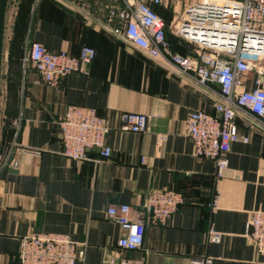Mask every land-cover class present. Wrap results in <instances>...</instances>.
<instances>
[{
    "label": "crops",
    "instance_id": "crops-1",
    "mask_svg": "<svg viewBox=\"0 0 264 264\" xmlns=\"http://www.w3.org/2000/svg\"><path fill=\"white\" fill-rule=\"evenodd\" d=\"M195 1L164 0L155 7L172 50L187 56L196 55L171 25L184 11L180 3ZM80 10L62 0H9L0 145L9 123L14 128L10 146L15 142L26 152L15 146L12 158L18 167L0 172V264H20L19 240L35 233L70 235L85 250L77 264H109L123 254L145 264H193L203 258L213 259L212 264H264V256L245 235L251 211H264V129L237 119L239 131L250 141L232 145L229 167L217 177L214 161L194 155L187 131L192 112L215 113L216 95L115 34L118 23H103L90 10ZM22 28L26 44L37 41L51 51L74 55L91 46L96 57L86 73L48 85L23 62L25 53L15 42ZM254 78L255 73L247 76L249 89ZM69 105L95 108L108 119L110 157L100 159L96 149L87 161L62 154L59 123ZM125 112L150 115V130L122 131ZM163 188L181 193L183 204L166 225L147 223L139 250H121L124 231L108 218L109 205L127 203L143 211L148 193ZM211 231L221 234L219 243L211 241Z\"/></svg>",
    "mask_w": 264,
    "mask_h": 264
},
{
    "label": "built area",
    "instance_id": "built-area-1",
    "mask_svg": "<svg viewBox=\"0 0 264 264\" xmlns=\"http://www.w3.org/2000/svg\"><path fill=\"white\" fill-rule=\"evenodd\" d=\"M88 9L103 23H118L115 34L124 37L149 57L161 61L178 74L216 95L215 113L203 110L192 112L187 131L194 155L215 162L217 177H223L229 167L228 154L232 145L248 143L235 122L244 120L264 129V0H198L185 6L176 16L171 30L192 45L196 56H183L172 50L166 25L154 6L164 0H62ZM96 57V50L84 46L79 55L68 51H51L37 41L27 44L23 57L41 80L51 86L64 78L86 73ZM255 73L253 88L247 86V76ZM151 116L138 112L121 115L120 129L141 133L150 130ZM62 154L74 161L89 160V152L98 150L100 159L111 156L107 136L111 130L107 118L92 107L69 105L59 123ZM165 141V137L160 138ZM25 149L14 142L0 156V172L18 167L12 158L13 148ZM143 157L142 162L145 163ZM184 202V197L170 188L148 193L143 211H135L127 203L111 204L108 218L120 226L124 235L118 247L125 252L139 250L144 242L147 223L166 225ZM216 209L217 200L210 205ZM148 216V218L145 217ZM246 238L264 256V211H251L246 226ZM211 241L219 243L221 234L211 231ZM84 247L70 235L35 233L20 238V264H77L83 261ZM109 264H145L142 259L123 254L109 259ZM213 259H197L193 264H212Z\"/></svg>",
    "mask_w": 264,
    "mask_h": 264
},
{
    "label": "water",
    "instance_id": "water-1",
    "mask_svg": "<svg viewBox=\"0 0 264 264\" xmlns=\"http://www.w3.org/2000/svg\"><path fill=\"white\" fill-rule=\"evenodd\" d=\"M9 0H0V83L2 78V57H3V47H4V33H5V24L6 16L8 10ZM80 10V9H79ZM85 15L91 17L88 13L80 10Z\"/></svg>",
    "mask_w": 264,
    "mask_h": 264
},
{
    "label": "trees",
    "instance_id": "trees-1",
    "mask_svg": "<svg viewBox=\"0 0 264 264\" xmlns=\"http://www.w3.org/2000/svg\"><path fill=\"white\" fill-rule=\"evenodd\" d=\"M156 6H154V8H155ZM21 10H22V8H20V12H21ZM166 25V24H165ZM166 32H167V30H166ZM168 37V36H167ZM180 38V37H179ZM169 39V38H168ZM180 39H182V38H180ZM185 43H186V45L187 46H189L190 48L192 47V45L190 44V43H188L187 41H185L184 39H182ZM170 41V40H169ZM171 43V42H170ZM171 45H172V43H171ZM176 52V51H175ZM181 54V53H180ZM181 55H183V54H181ZM183 56H187L186 54H184ZM238 118H241L240 116H238L237 118H236V120H235V122H236V124H237V126H238V123H237V119ZM242 119V118H241ZM244 120V119H243ZM13 135H14V128H12L11 126H10V124L9 123H7L6 125H5V127H4V129H3V132H2V140H1V145H0V156L1 155H4L7 151H8V149L10 148V143H11V139H12V137H13Z\"/></svg>",
    "mask_w": 264,
    "mask_h": 264
},
{
    "label": "rangeland",
    "instance_id": "rangeland-1",
    "mask_svg": "<svg viewBox=\"0 0 264 264\" xmlns=\"http://www.w3.org/2000/svg\"><path fill=\"white\" fill-rule=\"evenodd\" d=\"M185 2H181L180 3V5H184L183 6V9L185 8V4H184ZM25 8H27L28 10H29V6L28 7H25ZM25 10V9H24ZM24 16V15H23ZM21 23H22V26H24V19H22V21H21ZM13 24V23H12ZM7 25H8V28L10 29V23H7ZM9 31V30H8ZM23 31H24V29L22 28V30H21V32H22V34H18V36H16L15 37V42H16V44H17V47H18V49H19V51L20 52H22V54L23 53H25L26 52V50H27V44H26V42L24 41V38H23ZM10 32V31H9Z\"/></svg>",
    "mask_w": 264,
    "mask_h": 264
}]
</instances>
